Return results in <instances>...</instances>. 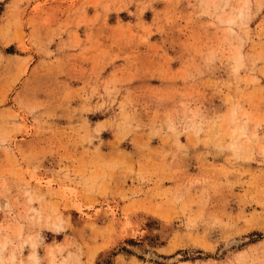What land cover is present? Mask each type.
Masks as SVG:
<instances>
[{
    "label": "rangeland",
    "instance_id": "rangeland-1",
    "mask_svg": "<svg viewBox=\"0 0 264 264\" xmlns=\"http://www.w3.org/2000/svg\"><path fill=\"white\" fill-rule=\"evenodd\" d=\"M0 264H264V0H0Z\"/></svg>",
    "mask_w": 264,
    "mask_h": 264
},
{
    "label": "bare ground",
    "instance_id": "bare-ground-1",
    "mask_svg": "<svg viewBox=\"0 0 264 264\" xmlns=\"http://www.w3.org/2000/svg\"><path fill=\"white\" fill-rule=\"evenodd\" d=\"M231 20H232V18H231ZM162 227V226H161ZM164 230H165V228H164ZM167 230V229H166ZM165 237H167V232H165V234L164 235H162V237L161 238H165ZM160 238V239H161ZM168 238V237H167ZM163 240V239H162ZM166 240V239H165ZM233 243H238V241L237 240H233L232 242H228V244L229 245H231V244H233ZM4 246V245H3ZM136 247V246H135ZM134 250H136L137 252H141V249H140V247L139 246H137L136 247V249L134 248ZM140 254V253H139ZM147 258H154V259H156V258H158V259H160V257L157 255V254H155V253H153V252H149V253H146V255H145ZM162 259V258H161ZM177 259V256H175V257H172V258H170V259H168V262H173L174 260H176Z\"/></svg>",
    "mask_w": 264,
    "mask_h": 264
}]
</instances>
